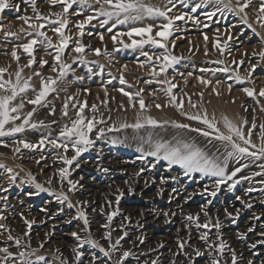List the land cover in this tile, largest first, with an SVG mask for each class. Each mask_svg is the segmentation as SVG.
Segmentation results:
<instances>
[{
    "label": "rangeland",
    "instance_id": "374dc122",
    "mask_svg": "<svg viewBox=\"0 0 264 264\" xmlns=\"http://www.w3.org/2000/svg\"><path fill=\"white\" fill-rule=\"evenodd\" d=\"M147 2L161 8L167 4V0H147ZM174 2L176 7L169 12V16L175 17L185 13L187 15H184L182 20H175L172 26V34L166 43L171 54L182 57V59L173 68H169L167 73L161 75L159 79L171 80L176 85L173 94L177 96L178 101L183 100V109L169 103L170 97L165 91L168 85L155 82L156 78L149 74V64L145 63L143 68L140 67V64L147 60V57L141 55L140 49L123 48L122 45L113 43L112 35L117 31H126L128 26H118L113 29L112 33H109L107 27L110 25L101 27L99 21L93 19L91 23L85 24L84 35L81 37L77 25L87 16L92 15L93 12L84 9L82 14L77 15L79 8L77 5H73L68 13L61 17L68 21L67 27L64 29L65 35L72 37L62 59L72 64L73 71L69 72L65 79L57 81L56 92L49 94L42 105L33 106L25 101V108L21 113L23 118L35 107L36 111L30 123L39 125V122H43L47 127L38 126L36 129H32L26 126L25 132L17 133L14 137H0V141L4 142L0 143V163L6 165V168L12 169V172L9 173L4 168H0V216L5 217V219L0 220V225H2L0 227V248L7 247L10 252L16 255L21 250L36 249V255L44 256L47 264H61V260H66L67 264H75V254L72 252V248L78 245V241L71 233L78 232L82 238L86 237L88 233L82 230V221L67 222L76 214V208L69 209L66 203H60L56 195H53V192L63 191L68 194L72 203L77 207L81 206L78 204L79 201L88 202L83 207L89 216L91 236L105 249H108L111 243H114L118 237L127 232V236L121 240L118 250L112 254L111 260L105 257L98 248L85 245L81 249L84 255L81 257L80 264H114L126 250L132 251L134 256L129 257L125 264H146V262L152 264V261L157 258H159V264H173V261L175 264H209V251L205 243L199 239L200 233L204 231L209 232L211 240H216L218 235L222 236L226 244L236 251L238 264H247L249 259L253 261V264H264V244L258 242V247L251 248L252 244L249 243L248 248L251 251L245 253L243 249H245L244 246H247V242L245 235L244 238L240 236L244 233L239 229L240 223L235 217H227L224 212L225 209L229 211V205L232 202H236L234 209L241 211L239 206L245 203L242 195L246 186L257 183L264 188V184L260 183L264 177L255 176L251 180H242L232 192H229L227 190L228 185L224 184L217 195L212 197L205 189L211 191L214 188L215 177L203 176L200 173L185 175L183 169L178 165H173L169 170L167 161H157L156 157L153 156L141 158L144 154L137 151L142 143L140 138L147 137L149 133L152 134L153 139L164 140H171L178 133L185 139H192L199 146L214 151L208 145L207 138L199 133L190 130H178L171 126V122H178L189 124L192 128L207 130L205 125L198 121L189 120L182 113L195 114L207 110L209 118L214 116L219 121L218 115L211 112L213 108L236 120L237 126L242 128L246 137L251 130V140L257 145L261 143L260 135L264 131L261 128L264 125V97L257 95V99H253L242 91L243 88L248 87L255 89L258 94L261 89H264V60H261L258 55H253L254 52L264 51V27L261 26L264 21L257 20L258 16H264L259 12L261 0H251L245 9L248 24L252 25L251 28L242 22L244 13L236 15L225 11L223 15L217 13L209 18L206 13H211L214 10L213 5L199 8L193 12L192 8L201 0H185V4H181L179 0H174ZM9 3L13 7L0 13V26H2V30H0V69H7L4 73V79L11 78L14 81L16 72L23 68L22 76L24 78L31 77V83L38 91L41 86L40 77L34 76V72L39 71L45 77L55 78L57 76V73L51 71V65L54 63L53 56L46 54V52L54 53L55 50L46 49V45H35L33 55L36 58V63L30 68L24 67L29 63L30 57L22 48L17 46L28 43L33 37L27 35V32L30 31L28 24L19 17L26 15L33 18L30 22H37L34 19L36 13L33 12L31 3L26 2V0H9ZM231 3L233 7L237 6V0H231ZM239 3H245V0H239ZM15 5H19V10L14 7ZM63 7L61 3L53 5L51 0H36V8L39 14L49 16L53 20L57 17L52 14L63 13ZM93 7L99 8V5L94 4ZM168 7L172 6L168 5ZM189 16L193 19H189ZM39 23H43V21H39ZM162 23H166V21L163 19H145L136 26L143 27L152 24L153 35H155L158 30L156 26ZM52 27L55 25H47L43 30L52 38L54 44H58V34L51 31ZM252 29H255V32ZM5 33H15V35H5ZM101 33H103V40L100 39ZM136 38L139 39V37ZM123 39L126 43L131 42L126 36ZM77 40L85 46V51L82 54L73 51ZM217 44L220 45V48L216 47ZM97 48L100 49V55L95 52ZM13 49L20 57L19 61L12 57ZM143 51L149 52L150 55L153 53L159 55L163 50L146 45ZM77 55H82L90 63L86 65L79 61L72 63V58ZM41 59L49 62L43 68L39 66ZM215 61H223V63H214ZM240 61H243L242 65L239 63ZM124 65H127L126 69ZM253 65L256 66L254 71L252 70ZM101 66H103V74H100ZM225 66L229 67L231 71L227 73L200 71V69H218ZM88 68L92 69L91 73L88 72ZM190 72L192 73L191 76L188 75ZM237 72L241 77L247 78L245 83L239 84L235 81L234 76ZM78 76H83L84 79H76ZM121 76L126 81L123 85L120 84ZM229 76L233 78L229 79ZM198 77L211 81V84L200 83ZM148 80H153V82L146 83ZM217 81L220 83L217 84ZM229 84L232 85L231 92H229ZM121 88L125 92L133 94L143 89L141 96L148 106L143 114L163 109L172 115L169 116L172 119L168 121L170 123L163 128L153 129L146 126L139 131L128 128L118 132H108L107 129L112 125L119 127L122 123L132 124L136 122L140 112L138 103L133 108L129 104L128 97L119 91ZM213 89H216L220 94L217 95ZM200 93H203V98H201ZM70 97H74V99L70 100ZM189 97L191 102L197 105L196 108H193L189 103ZM27 98H35V93L29 91ZM134 99L138 100L135 96ZM19 101L20 97L17 98L16 103ZM66 102L68 103V115L64 116L63 111ZM85 102L87 103L84 111L85 116L91 118L95 115L97 119L103 118L105 121V123H98L96 126L97 129H105V136L96 140L95 145L89 151L84 152L69 167L71 173L69 179L78 181L77 190L69 192L66 181L61 188L58 170L67 167L59 157L62 155L71 157L74 154L71 149L64 153L63 149H56L45 143V145L38 146L34 150L20 146L21 151L17 153L14 151L17 146L14 141L24 139L38 145L43 137L52 139L59 137L61 128L76 118L79 105ZM93 104L97 105L98 111L96 113L91 112V105ZM121 104L124 105L123 108ZM156 104H161L162 107L157 108ZM52 109L55 110L54 114ZM245 120L247 124L243 123ZM21 122L16 121L17 124ZM253 123L256 125L254 129L252 128ZM11 126L8 125V127ZM91 136L95 139L96 130ZM112 139H117L121 143L113 144L111 143ZM237 142L240 141L237 140ZM213 144L222 149L219 142L213 140ZM143 147L146 152L148 145L144 144ZM105 153H111L119 160L132 162L137 169L136 172H122L121 168L107 167L102 161V155ZM82 159L101 164L100 166H84L82 164L81 166L80 161ZM245 162L242 160L240 164H237L235 161H230L229 171ZM77 163H79V167H76ZM262 163L264 160L256 161L255 164H251L250 167L238 173L236 178L250 176L254 172L261 171L258 165ZM153 164L155 167H152ZM137 172L139 175H136ZM29 174L35 177L36 182L50 189V191L41 192L35 188L34 184L23 183L29 179ZM13 175H15V181L11 180ZM155 175L158 178L155 179ZM143 177L145 184L149 182L146 188L141 185ZM162 179L166 182L161 184ZM157 182L161 186H156ZM118 189L123 190L124 196L120 198V203L117 206L115 201ZM170 197L174 198L170 200ZM237 197L241 199H237ZM108 201H111V204ZM205 206L213 223L217 217L220 221L221 218L225 217L229 218V227L224 228L222 225L219 230L216 228L208 230L197 229L195 225H192L191 237L189 238L185 226L188 223L186 216L199 213L200 221L203 223L206 218L201 209ZM117 207L119 214L111 221L110 229H106L103 225L108 223L107 215ZM146 208L161 211L162 219L158 222L147 221L143 223L142 218L138 216ZM256 210V217H260L264 230V200L261 199V205ZM164 212L169 214L167 218L163 215ZM240 216L243 217V215H239V218ZM166 219L170 222L166 223ZM26 220L34 222L29 235H25L26 232H29L25 224ZM109 230H111V241L104 238L105 233ZM185 232L186 234H184ZM9 234L14 238H20L25 246L30 243L31 247L18 248L14 240L8 239ZM140 237L143 238V243L140 242ZM178 239L188 242L183 252L177 255ZM262 239L264 237H261ZM42 243L43 247H41ZM161 244L163 247H160ZM195 248L203 251L204 256L196 257ZM214 254L219 256L218 253ZM5 255V253L0 252V264H13L11 259L7 262L4 261ZM189 256L193 259L190 260ZM31 258L35 260L36 256ZM219 258L221 264H231V253L227 248L223 257ZM164 259H168V261L164 262ZM40 264H44V262H40Z\"/></svg>",
    "mask_w": 264,
    "mask_h": 264
},
{
    "label": "snow or ice",
    "instance_id": "6c2138e0",
    "mask_svg": "<svg viewBox=\"0 0 264 264\" xmlns=\"http://www.w3.org/2000/svg\"><path fill=\"white\" fill-rule=\"evenodd\" d=\"M26 2L31 3L33 12L36 13L35 21L37 22H30L33 20L32 17L29 16H21L19 19H22L26 24H28V28L30 31L27 32L28 36L33 37L28 43L18 45L23 49L25 53L28 54L30 57L29 63L24 67H32L34 63H36V58L33 55L35 51L34 46L37 44L46 45V49H54L53 52H46L48 55L53 56L54 63L51 65V71L57 73L55 78L53 77H45L42 75L41 72L36 71L33 73L34 76L40 77V89L37 91L34 85L31 83V77L24 78L22 76L23 68H20L19 71L15 74V80L13 81L11 78L4 79V73L7 69H0V137H14L17 133H23L26 131V126L36 129L39 127H47L44 125L43 122L37 123H30L32 116L35 114L36 108L33 107L32 111H29L26 115L21 116L22 110L25 108V101L27 104H31L33 106H40L46 100L49 94L56 92L55 85L57 84L58 80L65 79L69 72L73 71L72 64L65 62L62 59V56L65 50L69 47V43L72 40V37L65 35L64 29L67 27L68 21L67 19L61 18L64 14L68 13L69 9L73 7V5H77L79 11L76 13L80 15L83 13L84 9H89L93 12L92 15L86 17L85 20L81 21L77 28L80 31V36L84 35L83 29L85 24H89L92 22L93 19H97L101 25V27L110 25L107 27V31L109 33L113 32V29L117 28L118 26L125 25L128 26L126 31H117L115 32L111 39L114 44L122 45L123 48H131V49H140L141 55L147 57V60L144 63L140 64V67L143 68L145 63L150 65V75L155 79V82L158 84H166L168 87L165 89L166 93L170 97L169 103L173 104L175 107L179 109H183L184 102L182 99L179 101L177 100V96L173 94V89L176 87L175 84L171 82V80L164 79L160 80L159 77L163 74H166L169 68H173L176 64L180 62L182 57H176L171 54L168 49V44L166 41L168 37L172 34V26L175 20H182L184 19V15L179 16H169V12L172 11L173 8L176 7L174 0H167V4L161 8L158 5L152 4L147 2V0H51V3L55 5L56 3L63 4V13H53L52 15L56 16L57 19L53 20L50 19L49 16H43L39 14L36 8V0H26ZM181 4H185V0H179ZM251 0H245V3L240 4L239 0H237V6L233 7L231 0H201L199 4H196L192 11L195 12L197 9L206 7L208 5H213L214 10L211 13H206V15L211 18L215 16L217 13L223 15L225 11L234 13L236 15H240V13H244L242 17V22L247 24L249 28L252 27L251 24H248L247 13L245 9L249 6ZM99 5V8H94L93 5ZM171 5L172 7H168ZM13 7L10 5L9 0H0V13H2L5 9ZM17 10H19V5L14 6ZM259 12L264 14V0H261ZM103 19H100V18ZM189 19H193V17L189 16ZM145 19H163L166 23H162L157 25L156 27L158 30L153 35V25L148 24L143 27L136 26L140 22L144 21ZM258 21H264V16H258ZM39 21H43V23H39ZM47 25H55V27L51 28V31L58 34L59 43L54 44L52 38L48 36L47 32L43 29ZM261 26L264 27V22L261 23ZM0 30H2V26H0ZM255 32V29H252ZM24 31V29H21ZM5 35H15V33H5ZM257 35H259L257 33ZM128 37L131 41L130 43H126L123 37ZM136 37H139L137 39ZM103 33L100 34V39L103 40ZM159 38V39H158ZM207 39V37H205ZM151 46L152 48L162 49L159 55L155 53L149 54L147 51H143L145 46ZM217 48H220V45H216ZM119 50V49H117ZM74 52L77 54H82L85 51V46L81 44L78 40L76 42V46L73 49ZM223 51V49H221ZM97 55H100V49H95ZM13 58L17 61L20 60V57L17 55L15 49L11 52ZM253 55H258L261 60H264V51L259 53H253ZM79 61L81 64H88L90 63L87 61L82 55H77L76 57L72 58V63H76ZM49 62L47 60L41 59L39 61V66L43 68ZM214 63L222 64L223 61H215ZM233 63H236L233 61ZM241 65L243 61L239 62ZM255 65L252 66V70H255ZM124 68H127V65H124ZM158 69V70H157ZM202 72H230L231 69L227 66L218 69H200ZM88 72L91 73L92 69L88 68ZM100 74H103V66H101ZM182 75V74H181ZM189 76L192 73H188ZM232 76H229V79H232ZM78 80H83V76L76 77ZM234 79L237 83L243 84L246 82L247 78L241 77L237 72L234 76ZM200 83L204 85L211 84V81L205 80L203 77H198ZM153 80H148L146 83H152ZM111 83V81H109ZM126 81L123 76L120 77V84H125ZM217 84L220 81L216 82ZM229 92L232 90V85L229 84L228 86ZM32 91L35 93V98L28 99L27 93ZM123 93L124 96L128 97L129 104L135 108L137 103L139 105L140 112L137 115L136 122L132 124L122 123L119 127L116 125H112L107 129L108 132H118L122 129L131 128L134 131H139L140 129L145 128L146 126H150L151 128H163L166 124L170 122H160L151 116H146L143 113L147 109V105L141 96L143 89L135 94L125 92L123 88L119 89ZM216 91V89H213ZM243 92L247 94V96L257 99V95L259 97H264V89H261L257 94L255 89L245 87L242 89ZM105 94L107 95V89L105 88ZM216 94L219 95L220 93L216 91ZM134 96L138 98V100L134 99ZM201 98H203V93H200ZM20 97L19 103H16L17 98ZM74 99V97L69 98ZM234 102V101H233ZM259 102V100H257ZM189 103L193 108H196L197 105L191 102V98L189 97ZM47 106V105H45ZM85 107H87V103L85 102L82 105H79L77 110L76 118L71 121L70 124L64 125L59 133V137L52 139L49 137H43L39 144L30 143L24 139L15 140L14 144L17 146L14 148V151L19 153L21 151V147L25 149H36L38 146H43L45 143L50 144L53 148L56 149H63L64 153H67L69 149L73 151V155L71 157L67 155H62L59 158L62 160L63 164L67 167L60 168L59 177L61 182V188H63V183L66 181L69 188L68 191L72 192L77 190L78 181H73L69 179L71 173L69 171V167L73 165L74 162L78 160V158L84 153L89 151L96 143V140H99L105 136V129L98 128L97 124H103L105 121L103 118L97 119L95 115L91 118L84 115ZM123 108L124 105L121 104ZM157 108H161V104H156ZM54 109L52 112L54 114ZM98 111L97 105H91V112L96 113ZM187 116L189 120L198 121L206 126V129L202 128H192L189 124L178 123V122H171V126L180 130H190L199 133L203 137L207 138L208 145L211 146L214 151H210L207 147L199 146L194 140L192 139H185L184 137L180 136L178 133L172 137L171 140H164V139H153L151 133L148 134L147 137H141V145L137 148V151L143 153L144 155L141 158H146L147 156L156 157L157 161L164 160L167 161L169 170H171L173 165H178L181 169H183L185 175H189L192 173H200L203 176L208 177H215L214 181V188L209 191V189H205L206 192L212 197L217 195V192L220 190L221 186L224 184L228 185V191L232 192L235 190L236 186L241 183L242 180H251L255 176H262L264 177V163L259 164L258 167L261 169L259 172H254L250 176H243L240 178H236L237 174L242 172L243 169L250 167L251 164H255L256 161L264 160V131L261 132L260 140L261 143L259 145L255 144L251 140V130L247 137L245 136L244 131L241 127L234 124L228 117H223V124L226 131H222L218 126L219 121L215 119L213 116L209 118L207 110L203 113H195V114H188L182 113ZM63 115H68V103L64 104V111ZM16 121H22L21 123L17 124ZM244 124H247V121H243ZM8 125H12L8 127ZM256 125L253 123L252 128L254 129ZM264 129V125L261 126ZM96 130V137L95 139L92 138L91 134L93 131ZM213 140L219 142L222 145V149L220 147H216L213 144ZM239 140L240 142H237ZM0 143H4L0 141ZM111 143H121L117 139H112ZM144 144L148 145V150L145 152L143 147ZM5 146H7L5 144ZM246 161L241 166L235 167L233 170L229 171V162L235 161L237 164H240L241 161ZM76 167H79V163L76 164ZM155 167V164L152 165ZM0 168H4L7 172L11 173L12 169L6 168V165L0 163ZM105 171H107L105 169ZM139 175V173H137ZM82 179V178H81ZM12 181H15V175L11 177ZM163 179L161 183H165ZM230 182V183H229ZM23 183H31L35 185V188L41 192L50 191V189L45 188L42 184L36 182L34 176L29 174V179L27 181H23ZM51 183V181H48ZM261 184H264V180L260 181ZM131 191V189H129ZM254 189L249 188L248 191L251 192ZM264 190V189H262ZM118 195L116 197V205L118 206L120 203V198L124 196L123 190H117ZM162 194V189H161ZM53 195H56L57 200L64 204H67L69 209L76 208V214L71 217L67 222L71 223L72 220L82 221L83 223V231L88 233L86 237H81L78 232H72L71 235L76 238L78 241V245L72 248V252L75 254V264H80L81 257L84 253L81 249L85 245H90L93 248H98L101 253L109 260H111L112 254L118 250V246L120 245L121 240L124 236H127V232L123 234V236L118 237L114 243L109 245L108 249H105L96 239H93L91 236V231L89 228V216L87 211L84 209L83 205L87 204V201H79L80 207L74 205L69 198L68 194L61 191L59 193L53 192ZM174 197H170L169 199H173ZM237 199H241L237 197ZM243 202V201H242ZM111 204V201H108ZM211 203V201H209ZM245 206L247 208H251L252 204L250 202H245ZM205 216V221L202 223L200 221V214L197 213L195 215L188 214L186 216V221L188 222L185 226L189 232V238L191 237V226L195 225L197 229H208L216 228L219 230L222 227L220 219L217 217L215 219V223L211 217L208 216V212L206 210V206L201 209ZM225 215L229 218H238L240 215L239 210L233 214L229 212L227 209L224 210ZM119 214V208L117 207L113 210L110 214L107 215V221L103 227L106 229H110V224L113 218ZM163 215L167 218L168 213L164 212ZM5 219L4 216H0V220ZM254 219H260V217H254ZM166 223L170 222L166 219ZM33 221H25L29 232H26L25 235L30 234V230L32 227ZM2 227V225H0ZM249 232L254 231L253 228L248 229ZM260 235L264 237V232H261ZM241 238H244V234H240ZM104 238L111 241V230L107 231L104 235ZM9 240H14L15 245L18 248H30V243L25 246L20 238H14L11 234L8 236ZM140 242L143 243V238L140 237ZM199 239L203 241L206 245V248L209 251V264H221L220 258L223 257L225 249L227 248L228 251L231 253V264H238V257L237 253L234 249L230 248L222 236L218 235L216 240H211L209 237V232L204 231L200 233ZM260 244H264V239L259 241ZM187 244L186 240H177L178 251L177 255L183 252ZM43 247V243L41 244ZM163 247V244L160 245ZM251 248H256V244L253 243ZM36 249H32L31 251L21 250L18 255L13 254L9 251L7 247L0 248V252L5 253L4 261L7 262L9 259L13 261V264H40V262H44L47 264L46 258L44 256L36 255ZM195 256L196 257H203L204 252L201 251L199 248H195ZM214 253H218L217 256ZM188 255L187 253H184ZM36 256V259L33 260L31 257ZM134 256V253L130 250L123 251L122 255L114 262V264H125V261L129 259V257ZM191 260V256H189ZM61 264H67L66 260H61ZM147 264V262H146ZM152 264H159V258L152 261ZM175 264V261H173ZM247 264H253L251 259L248 260Z\"/></svg>",
    "mask_w": 264,
    "mask_h": 264
},
{
    "label": "bare ground",
    "instance_id": "6f19581e",
    "mask_svg": "<svg viewBox=\"0 0 264 264\" xmlns=\"http://www.w3.org/2000/svg\"><path fill=\"white\" fill-rule=\"evenodd\" d=\"M220 105V104H219ZM219 108V107H218ZM165 109V108H164ZM206 109V108H205ZM169 111V110H168ZM223 111V110H222ZM211 112L215 113L218 115V119H219V127L222 131H226V129L224 128V124H223V117H225L226 115L221 113L220 111H218L217 109H211ZM144 115L146 116H151L152 118L158 120V121H171L172 119L169 118V116H172V115H169V113L163 109L157 111V112H147L145 113ZM213 116V115H212ZM175 117V116H174ZM228 117V116H226ZM229 120H231L234 124L237 125V121L234 120V119H231L228 117ZM217 120V119H216ZM103 159L102 161L105 163V165L109 168H112V169H117V168H121L122 169V172H131V171H134L136 172V168L134 167V164L132 162H129V161H124V160H119L118 158H116L114 155H112L111 153H105L102 155ZM82 164H84V166H93V165H96V166H100L99 163H94L93 161L89 162V161H86L84 159H82L80 161V165L82 166ZM82 168V167H81ZM120 170V169H118ZM124 170V171H123ZM121 172V173H122ZM120 173V172H119ZM138 173V172H137ZM161 173V172H160ZM137 175V174H136ZM122 176V175H121ZM134 176V175H133ZM153 176V175H152ZM126 177V176H125ZM131 177V176H130ZM105 178V177H104ZM155 179L158 178L157 175H155L154 177ZM145 178L143 177V180L141 181V185L143 188H146L147 187V184H145ZM129 180V179H128ZM154 180V179H153ZM158 180V179H157ZM134 181V180H133ZM137 181V180H136ZM152 181V180H151ZM160 181V180H158ZM156 182V181H155ZM135 183V182H134ZM136 184V183H135ZM162 184V183H161ZM86 185V184H85ZM131 186V185H130ZM136 186V185H134ZM156 186H161L160 183L157 182V185ZM133 187V186H132ZM249 188H252L254 189L253 191L249 192L248 189ZM91 189V188H90ZM164 189V187H163ZM264 188H262L259 184L257 183H252V184H249L248 186H246V188L244 189L243 191V198L245 200V202H250L252 204V207L251 208H247L245 206V203L242 205V206H239V208H241L242 212L240 213V215H243V217L240 216V218H236V220L240 223V226H239V229L241 230V232L243 231L244 235H245V238H246V242H247V246H244L245 249L244 252L245 253H248L249 251H251L248 247L249 243L250 245L255 243L256 246L258 244L259 241H261V235L260 233L263 232V222L260 220V219H254V217L257 216L256 212L257 211L256 209H258V206L261 205V199L264 200V190H262ZM127 190V189H126ZM139 190V189H138ZM143 190V189H142ZM166 190H170V189H166ZM158 191V190H157ZM191 191V190H190ZM181 194V193H180ZM179 195V194H178ZM160 197V196H159ZM178 197V196H176ZM236 202H232L230 205H229V211L230 212H236V209H234L236 207ZM158 206V205H157ZM234 206V207H233ZM132 208V207H131ZM135 208V207H134ZM139 210V209H138ZM163 210V209H162ZM130 211V210H128ZM165 211V210H164ZM174 214V213H173ZM221 216V215H220ZM138 217H141L142 218V222H158L162 219V214H161V211H155L154 208H149V209H143V212L141 215H139ZM137 217V218H138ZM129 218V216H128ZM228 221H229V218H221V222H222V225L224 226V228H227L229 227V224H228ZM234 222V221H233ZM232 222V223H233ZM157 224V223H156ZM162 226V225H161ZM177 228V227H176ZM249 228H253L254 231L252 232H249L248 229ZM158 231V230H157ZM149 232V231H148ZM177 232V231H176ZM175 232V233H176ZM189 233V232H188ZM187 233V234H188ZM186 234V232L184 233ZM195 236V235H194ZM158 237V236H157ZM175 237V236H174ZM189 237V236H188ZM177 238V237H176ZM184 238V237H183ZM188 239V238H187ZM194 239V238H193ZM170 240V239H169ZM134 241V240H133ZM188 242V241H187ZM166 245V244H164ZM153 246V245H152ZM175 247V246H174ZM258 247V246H257ZM248 248V249H247ZM255 251V249H254ZM259 251V250H258ZM164 252V251H163ZM187 252V251H186ZM257 252V251H256ZM189 253V252H188ZM208 254V253H207ZM250 256V255H249ZM193 259V257H192ZM171 260V259H170ZM164 262H167L168 259H164L163 260ZM173 261V260H172ZM184 261V260H183ZM204 264V263H203Z\"/></svg>",
    "mask_w": 264,
    "mask_h": 264
}]
</instances>
